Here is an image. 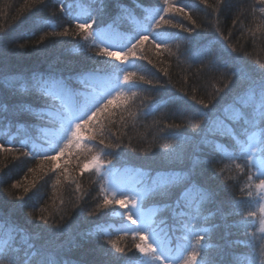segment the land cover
Wrapping results in <instances>:
<instances>
[{
    "label": "trees",
    "instance_id": "trees-1",
    "mask_svg": "<svg viewBox=\"0 0 264 264\" xmlns=\"http://www.w3.org/2000/svg\"><path fill=\"white\" fill-rule=\"evenodd\" d=\"M121 2L137 20H142L143 9L157 8L162 0ZM171 2L186 6L196 24L179 13H168L166 19L173 18L175 23L193 31L165 26L159 31L166 30L176 37L169 41L172 54L163 49L158 54L145 44L137 55L147 59L136 60L135 66L129 62L130 71L154 83L133 89L139 94L126 105V110L114 109L111 120H103V136L95 129L86 131L79 144L69 145L56 161H50L40 154L55 155L54 147L63 140L65 132L55 113L42 120L26 113L13 114V106L30 105L35 110L42 104L35 91L21 90L19 82L50 73L67 78L81 70L113 71L104 63L109 58L98 56V49L91 41L77 34L73 23L76 16L83 19L90 13L97 18L104 34L111 25L116 37L111 45L113 50H118L117 45L133 34L135 25L127 19H118L117 10L109 0H104L103 12L100 11L101 0H40L36 4L31 0H0V105L9 109L0 111V144L13 149L0 151V259H5L6 264L13 255L7 250L8 244L17 250L24 248L26 242L56 250L70 239L80 240V246L73 247L65 256L71 264L110 259L103 255L104 251L115 253L119 258L117 264H140L144 258L135 249L139 241L127 228L130 224L125 215L127 209L119 205L98 207L104 197L101 186L105 187V172L129 168L154 174L165 167L188 171L193 161H197L193 181L215 194L214 202L205 206L204 214L212 215L202 225L211 229L205 237L211 245L206 250L211 264H228L233 255L251 252L244 245L230 247V241L252 239L251 233L255 232V243H260L264 234L259 231L258 220L249 221L250 226L245 230L240 221L248 219L246 212L235 213L231 207L236 201L249 199L240 190L248 183L249 173L255 174L253 167L249 165L240 171L222 151H210L203 145L197 150V144L211 122L215 121L218 125L215 127L221 128L225 116H230L225 110L238 105L235 101L243 84L238 80L227 84L233 79L232 72L243 67L254 77L261 74L256 61L264 64V3L261 0H223V3L207 0V4L201 0ZM61 3L66 6L64 12L60 11ZM68 5H72L70 10ZM65 28L73 34L52 35ZM93 29L99 32L96 25ZM42 37L43 42H40ZM208 50L214 55L194 59L198 53ZM110 63L120 64L119 61ZM120 67L125 65L120 64ZM6 76L18 81L14 88L4 87ZM83 87L73 81V88ZM201 100L209 107L203 108L198 103ZM197 122H200L199 128L194 127ZM241 126L242 122L233 125L237 131ZM93 135L95 140L91 139ZM101 138L104 144L99 143ZM208 138L233 151L231 138L211 134ZM117 141L118 148L105 147ZM63 142L58 146L63 147ZM165 144L172 147L166 148ZM25 152L30 155L25 156ZM170 152L171 157L167 155ZM177 153L179 158H176ZM97 155H101L103 164L99 172L91 165L82 171L84 164H90ZM235 155L241 157L236 163L243 164L238 148ZM17 183L20 186L13 187ZM253 183H257L255 176ZM158 203L147 199L144 205L155 208L154 220L164 230L161 238L173 237L172 246L176 247L175 237L183 233L171 230L174 221L167 211H159ZM250 207L258 211L255 201ZM41 215L47 223L39 219ZM162 219L167 221L166 225L159 223ZM12 229L16 231L11 232L9 239ZM108 240H117L125 252H115Z\"/></svg>",
    "mask_w": 264,
    "mask_h": 264
},
{
    "label": "snow or ice",
    "instance_id": "snow-or-ice-1",
    "mask_svg": "<svg viewBox=\"0 0 264 264\" xmlns=\"http://www.w3.org/2000/svg\"><path fill=\"white\" fill-rule=\"evenodd\" d=\"M31 2L36 4L40 0H31ZM109 2L115 6L118 19H127L135 25L133 34L117 45L118 50H113L111 45H106L104 29L100 28L97 18L90 13H87L83 19L80 16L74 17L73 23L78 30L77 34H83V39L85 41L90 40L91 45L98 49V56L109 58L104 63L113 71L108 73L99 69L81 70L74 76L67 78L50 73L48 76H33L28 82H19L21 90L35 91L42 104L35 110L30 105L13 106L11 109L13 114L26 113L42 120L55 113L65 132L63 140L58 141L57 146L54 147L55 155L51 153L40 154L44 160L56 161L59 155L65 153L69 145L79 144L83 139L82 134L86 131L92 132L95 129L103 136V120L110 121L114 109L126 110V105L139 94L133 89L140 88L142 84L152 85L154 83L152 79L144 75L138 76L136 72L130 71L129 62L131 61V66H135L136 60L147 59L144 55H137L145 44H149L158 54L163 49L171 55L169 41L176 39V37L166 30L159 31L165 26L180 28L186 32L193 31L190 27L185 28L183 24L175 23L173 18L166 19L168 13H179L186 16L193 25L196 24L186 6H177L171 0H162L157 8L143 9L142 20H137L135 14L127 9L121 0H109ZM201 2L207 4V0H201ZM261 2L264 3V0ZM103 3L104 0H101V12L104 11ZM218 3H223V0H218ZM65 7L61 3L60 11L64 12ZM67 8L70 10L72 5H68ZM67 14L70 15V12ZM93 25H96L99 32L93 29ZM70 34L73 33H70L67 28L63 32L52 33V35L59 36ZM252 35L255 36V32H252ZM43 39L44 37L41 38L40 42H43ZM202 55L212 56L214 53L208 50L203 54L198 53L194 59L200 60ZM111 61H119L125 67H120V64H111ZM256 63L260 65L261 74L258 78L243 67L232 72L233 79H229L227 84H232L236 80L243 84L242 91L237 95L235 101L239 105V108L234 109L236 116L235 118L225 116V120L228 122L224 124L223 128H216L214 126L215 121L211 122V126L207 128L204 136L197 144V150H199L200 145H203L210 151H222L223 155L240 171H244L246 167L253 164L256 154L260 153L261 158L257 173L252 174L250 172L248 183L245 188L240 190L249 199L236 201L231 207L235 213L246 212L248 219L240 221L241 227L247 230L250 226L249 221L256 219L260 225V233L264 234V64H261L259 60ZM74 80L83 84L84 87L82 89L73 88ZM17 83V80L7 76L3 80L4 87L8 89L14 88ZM216 91H220V89ZM198 103L203 108L209 107L202 100ZM157 107H159V102H157ZM0 111H9V109L0 105ZM225 111L227 112L228 109ZM241 122L242 126L237 131L233 125ZM172 126L179 127V125ZM194 127L199 128L200 122H197ZM210 134L231 138L234 142L233 151L229 152L225 146L216 140L209 139ZM91 139L95 140L96 136L93 135ZM61 142H63V147L58 146ZM99 143L104 144V140L101 138ZM177 143L179 142L177 141ZM119 146V141L116 144L105 145L106 148H118ZM164 147L171 148L172 145L165 144ZM237 148L244 159L243 164L236 163L241 158L235 155ZM0 151H13V149L5 148L3 144H0ZM23 154L25 156L30 155L28 152ZM102 155L108 154L102 153ZM167 155L171 157L173 153L170 152ZM176 158H179L178 153ZM108 163L110 164L111 160ZM196 164L197 161H193L192 167L188 171H177L174 168L165 167L155 171L154 174L136 169L133 170L135 175L131 184L116 182L110 183L106 188L101 186L104 197L98 207L106 208L111 205H119L120 208L127 209L125 215L135 225L137 219L144 215V202L147 199H154L159 202V211H167L174 221L171 230L183 233V235L175 237L177 245L173 247V237L169 236L167 239H162L161 231L164 230L159 228L155 220H145L142 225L130 229L134 238L139 241L135 244V249L144 258L140 264H211L206 254V250L211 245L205 239L211 229L202 225L207 223L209 216L212 215V213L209 215L204 213L205 206L214 202L215 194L193 181L192 175L195 172ZM90 165L99 172L100 168L103 167L101 155L93 157L90 164H84L82 171L88 169ZM109 174H111L110 171ZM254 176L258 183H253ZM19 186L18 183L13 185V187ZM253 201L258 205V211L251 209L250 205ZM242 204H248L249 207L241 208L240 205ZM39 219L47 223L42 215ZM159 223L166 225L167 221L162 219ZM232 226L226 225L229 228ZM12 231H16V229L9 232V239H11ZM150 234L155 238L150 240ZM165 236H167V232H165ZM251 237L252 239L246 241L234 240L229 242L230 247L244 245L246 248H250L251 252L247 255H233L228 264H264V235L261 236L259 244L255 243V232L251 233ZM107 243L112 245L115 252H125L117 240H108ZM79 246L80 240L77 239H70L65 246L56 250L44 246L37 247L35 244L27 242L24 248L17 250L8 244L7 250L11 251L13 255L8 258L7 264H71V261L65 256L73 247ZM103 255L110 257V259L92 262V264H117L119 260L115 253L104 251ZM0 264H6L5 259H0ZM81 264H90V262L82 261Z\"/></svg>",
    "mask_w": 264,
    "mask_h": 264
},
{
    "label": "rangeland",
    "instance_id": "rangeland-1",
    "mask_svg": "<svg viewBox=\"0 0 264 264\" xmlns=\"http://www.w3.org/2000/svg\"><path fill=\"white\" fill-rule=\"evenodd\" d=\"M105 32L106 34H104V40L106 42V45H114L113 43L116 42V37L113 33V30L112 28H107L105 29ZM236 108H239V105H232L228 108V113L230 116H232L233 118H235L236 116V113L234 111V109ZM219 120H221L219 118ZM228 121L224 120L223 121V126L225 123H227ZM215 125L218 127L217 123H215ZM214 125V126H215ZM223 126L221 128H223ZM260 153H257L256 156H255V161L253 164H250V166L253 167L255 173H257L258 171V167H259V160H260ZM109 171L111 174H109ZM106 174V177H105V188L109 186L110 183H116V182H119V183H122V184H131L133 183V180H134V172H133V169H129V168H123V169H117V170H108L105 172ZM257 183H258V180H256ZM143 209H144V215L143 216H140L138 219H137V224H132L130 222V224H128L129 226H127L128 229H134L136 228L138 225H142L145 220H154V216H155V208H152V207H148V206H145L143 205ZM256 209H258V205L256 204ZM155 237L152 236L150 234L149 236V239H154ZM168 238V237H167ZM166 238V239H167Z\"/></svg>",
    "mask_w": 264,
    "mask_h": 264
}]
</instances>
